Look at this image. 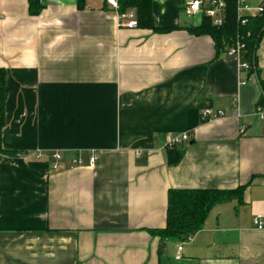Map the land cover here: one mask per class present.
Wrapping results in <instances>:
<instances>
[{"label":"crops","instance_id":"0c3cea01","mask_svg":"<svg viewBox=\"0 0 264 264\" xmlns=\"http://www.w3.org/2000/svg\"><path fill=\"white\" fill-rule=\"evenodd\" d=\"M41 3L30 16L27 0H0L1 147L22 153L0 154V264H264L253 224L264 223L259 81L242 83L226 53L214 59L179 0H151L166 33L121 27L104 0ZM256 65L264 79V38ZM204 109L223 116L202 122ZM180 133L190 140L169 166L164 144ZM239 186L241 202L215 204L190 239L159 253L147 229L165 226L169 189Z\"/></svg>","mask_w":264,"mask_h":264},{"label":"trees","instance_id":"16d2710c","mask_svg":"<svg viewBox=\"0 0 264 264\" xmlns=\"http://www.w3.org/2000/svg\"><path fill=\"white\" fill-rule=\"evenodd\" d=\"M27 2L30 16H37L42 12L44 5L41 0H27ZM225 3L223 25L216 27L212 25L209 18L202 16L198 24L190 25L186 27V30L193 35H206L212 39L215 47L214 59L220 54L226 53L227 49L237 42L242 43L244 48L241 52L240 62L247 63L250 67L245 75L255 71L264 95V79L260 78L256 65V51L264 38V10L252 16L240 17L238 14L239 0H225ZM84 4L85 0H77L79 9H82ZM118 4L117 13L119 14L128 10L134 11L137 28L157 33H166L171 30L155 26L151 12V0H118ZM242 19L245 20L244 23L241 22ZM5 74V69L0 68V154L18 156L22 155L20 151L5 150L1 147V132L5 125ZM262 101L261 96L259 104ZM166 151L168 165L178 164L182 158L183 149L176 147ZM243 190L244 186H239L234 190L169 189L167 191L165 226L147 229L150 235L159 238V253L167 240L183 243L198 232L215 204L230 200L241 202Z\"/></svg>","mask_w":264,"mask_h":264},{"label":"built area","instance_id":"2783aa9c","mask_svg":"<svg viewBox=\"0 0 264 264\" xmlns=\"http://www.w3.org/2000/svg\"><path fill=\"white\" fill-rule=\"evenodd\" d=\"M106 5L109 6L113 11L116 12L118 20L120 22L121 27L125 28H136V18L135 13L133 10H128L122 14L117 13L119 4L118 0H104ZM180 5L182 8V12L188 16L193 17L197 16L201 18L202 16L207 17L211 20L212 25L219 27L223 25L224 20V12L226 3L225 0H179ZM249 0H239V6H238V14L240 17H244V15L241 14L243 10L250 9ZM264 10V0H261L259 5L255 8V14L261 13ZM254 14V15H255ZM252 16V15H251ZM242 23L245 22L244 19L241 21ZM244 48V45L240 42H237L233 46L229 47L226 51V55L230 57H234L238 61L239 65V71L242 74H246L249 70V65L247 63L240 62V56L242 49ZM258 80L259 78L255 71H253L251 74L245 76V78L242 79V83H245L249 80ZM262 103L258 104L254 111V116L258 118L259 120L264 121V95L262 94ZM233 112L235 113V107H233ZM223 113L221 111L213 112L211 109H204L200 112V118L202 122L209 121L211 118L215 117H222ZM243 130V127H242ZM190 140V134L189 133H180L176 135H168L164 144L165 149H173L176 147H180L183 143H186ZM40 155L36 154V158H38ZM51 158L54 161V164L56 167L60 166L61 162V154L59 152H53L51 154ZM97 157L95 155H91L89 157V165L93 166L96 163ZM73 164L80 165L82 162L79 158H76L72 162ZM253 224L258 228L262 229L264 228V223L260 217H257L254 219ZM190 239V238H189Z\"/></svg>","mask_w":264,"mask_h":264},{"label":"rangeland","instance_id":"374dc122","mask_svg":"<svg viewBox=\"0 0 264 264\" xmlns=\"http://www.w3.org/2000/svg\"><path fill=\"white\" fill-rule=\"evenodd\" d=\"M193 21H194L195 23H197V22L199 21L198 17H196L195 19H193Z\"/></svg>","mask_w":264,"mask_h":264}]
</instances>
